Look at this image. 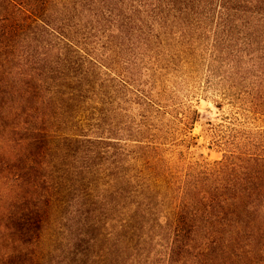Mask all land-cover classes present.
Listing matches in <instances>:
<instances>
[{"label":"trees","instance_id":"trees-1","mask_svg":"<svg viewBox=\"0 0 264 264\" xmlns=\"http://www.w3.org/2000/svg\"><path fill=\"white\" fill-rule=\"evenodd\" d=\"M0 264H264V0H0Z\"/></svg>","mask_w":264,"mask_h":264},{"label":"rangeland","instance_id":"rangeland-1","mask_svg":"<svg viewBox=\"0 0 264 264\" xmlns=\"http://www.w3.org/2000/svg\"><path fill=\"white\" fill-rule=\"evenodd\" d=\"M169 92L172 93V103L191 106L198 111L197 121L191 130V135L195 137V143L190 147L189 151L193 158L202 155L205 160L212 161L219 159L221 154L219 148L216 147L210 133V124H226V121H239L240 125L246 128H257L262 125L260 120H246L240 113L239 108L231 106L227 100H223L221 90L214 85L209 89H204L202 81H196L195 84H165ZM215 101L221 104V107L215 105ZM237 120V121H235ZM210 122V124H209Z\"/></svg>","mask_w":264,"mask_h":264}]
</instances>
